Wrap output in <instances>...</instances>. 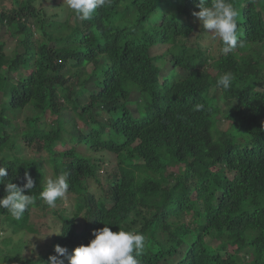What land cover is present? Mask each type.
Segmentation results:
<instances>
[{"label":"trees","instance_id":"1","mask_svg":"<svg viewBox=\"0 0 264 264\" xmlns=\"http://www.w3.org/2000/svg\"><path fill=\"white\" fill-rule=\"evenodd\" d=\"M14 3L0 11L18 42L7 55L0 41V167L4 183L22 187L25 172L32 177L35 188L24 194L36 204L19 220L0 208V264H48L56 245L70 255L105 226L144 235L139 264H264V0H232L238 46L227 54L192 23L199 0H112L90 20L65 3L47 25L38 0ZM204 35L216 54L202 48ZM157 46L170 69L151 57ZM225 72L234 76L227 90L216 83ZM129 88L134 104L122 100ZM234 91L225 112L221 97ZM106 155L115 168L102 184ZM167 163L182 176L161 173ZM46 168L67 174L73 212L41 200ZM36 211L56 221H35L51 231L48 248L25 255L28 239L3 233L31 232ZM211 233L220 240L214 249L205 243Z\"/></svg>","mask_w":264,"mask_h":264},{"label":"clouds","instance_id":"2","mask_svg":"<svg viewBox=\"0 0 264 264\" xmlns=\"http://www.w3.org/2000/svg\"><path fill=\"white\" fill-rule=\"evenodd\" d=\"M68 8L79 18L92 19L98 8L111 7L112 0H64ZM198 11L192 13L204 30L213 38H218L223 45L222 51L227 54L235 51L238 46L239 12L232 0H199ZM234 76L231 72L220 75L216 81L218 87L227 90L232 86ZM203 105H196L197 111ZM7 176L5 167H0V184L5 187L6 195L0 199V208L6 209L14 219H21L25 212L36 204V197L25 195L35 188V181L25 172L23 186L15 183H4ZM69 191L67 174L50 176L46 186L40 192L41 200L49 207H55L58 200H63ZM92 239L86 246L81 245L69 255L68 250L55 246L56 255L48 258V264H139V257L145 248V237L134 231L113 232L108 226L93 231ZM135 254V255H134Z\"/></svg>","mask_w":264,"mask_h":264},{"label":"rangeland","instance_id":"3","mask_svg":"<svg viewBox=\"0 0 264 264\" xmlns=\"http://www.w3.org/2000/svg\"><path fill=\"white\" fill-rule=\"evenodd\" d=\"M64 5H65L64 0H38V3L34 4V8H36L39 11L42 10V12H45V14H47V16L43 15V13H41L42 15L39 14L42 21H43V24L47 25L48 22H51V21H49V20H51L50 16L55 11H58ZM12 8H15L14 0H0V11H2V10L9 11ZM63 11H65L64 8H63ZM54 20L57 21V22H54V25H57L61 19L59 17H56V18H54ZM192 23H194V25L197 24L195 17H193ZM46 29L51 30V26H47ZM9 33H11L9 28L5 27L2 29V27L0 25V41H2L3 44L5 45L4 50L6 51L7 55H10L14 51L16 46L18 45V42L11 40L12 37H10ZM33 33L35 35L34 39H38V34L36 33L35 29L33 30ZM198 33H199V30H197V29L194 30L191 37L194 38ZM17 37H19V36H17ZM211 38L212 37H209V35H204V36H201L199 38L200 39L199 42L201 43L202 48H208V49H210L212 54H216L217 53V43L212 42ZM165 50H166V47L157 46V47L151 48V52H150L151 57H159L157 64L161 67L162 70H164L165 68L170 69V65H171L170 61H168L165 58ZM17 51H22V50H21V48H17ZM87 71L89 72L90 70H87ZM177 71L179 73H182V71L179 69H177ZM84 78H85V74L83 75L82 79H84ZM128 90L130 91V95H128L129 98H122L123 95L121 96V98L123 101L128 100L126 102V104H134L132 102L135 100L131 99L132 97L136 98V96L134 95V90H133V92L130 90V88ZM215 91L212 90V91H209V94H204L205 99L207 100L211 96L217 95V92H215ZM236 96H237L236 91H234V92H230L228 95H226L223 98L221 97V99H222L221 102L224 104V111L225 112L229 111L232 108L234 100L236 99ZM129 106H132V105H129ZM114 165H115L114 156L106 155L105 161L101 164V169L99 171V177H98L102 184H104L106 181V178L109 177L111 170L115 168ZM165 168L163 167L162 171H160V172L165 173V170H167L168 172H172L175 176H178V177L182 176L183 169L181 167H179V165H177V164L167 163L165 165ZM46 171L48 173L46 175L48 178V177H50L51 173H50V171H48L47 168H46ZM88 186L92 192L98 193V187L99 186L95 181H93V182L89 181ZM75 206H76V202L73 201L71 196H67V194H66V197L63 200H59V202L53 208H55V209L63 208L67 211V214H69V212H73ZM43 215L45 216V218L43 217ZM38 217H40V218H38ZM45 219H46L48 224H51V223L56 221L55 216L50 211L49 212H40V213H39V211H36L35 213L34 212L31 213V218H30L29 223L32 226L35 223V221L41 223V220H45ZM50 232L51 231H44L43 232L37 226H32L31 232L11 234L9 231H7V232H4L3 235L4 234L10 235L12 237V242H16L20 239L26 240V238H27L28 239L27 241H29L30 244L27 246L28 250H26L24 252V254L25 255L31 254L32 256H34V255L40 253L41 251L42 252L46 251V249L48 248V246L46 244L49 241V238H50L49 233ZM205 243L214 249L219 245L220 240L218 238H216L213 233H211L208 236H206Z\"/></svg>","mask_w":264,"mask_h":264}]
</instances>
